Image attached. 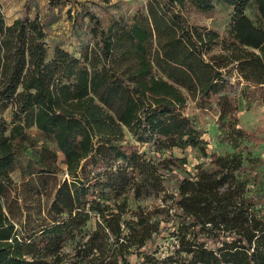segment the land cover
Masks as SVG:
<instances>
[{
	"label": "trees",
	"instance_id": "obj_1",
	"mask_svg": "<svg viewBox=\"0 0 264 264\" xmlns=\"http://www.w3.org/2000/svg\"><path fill=\"white\" fill-rule=\"evenodd\" d=\"M44 1V20L39 1L0 11V264H264V136L240 108L264 90V0H220L225 30L190 21L213 0H146L107 26ZM72 3L93 43L51 54ZM191 102L232 151L208 152Z\"/></svg>",
	"mask_w": 264,
	"mask_h": 264
},
{
	"label": "rangeland",
	"instance_id": "obj_2",
	"mask_svg": "<svg viewBox=\"0 0 264 264\" xmlns=\"http://www.w3.org/2000/svg\"><path fill=\"white\" fill-rule=\"evenodd\" d=\"M40 3V17L44 20L47 17L48 9L44 0H0V11L5 16L7 23L11 24L14 20L28 16L36 15V2ZM85 3L90 7L91 11L96 14L101 22L107 26L115 18L120 16H131L136 10L142 8L146 4V0H112L111 3L105 4L99 0H77ZM215 10L206 14L192 12L190 21L193 24L204 25L208 27H216L225 30L230 22L232 8L221 3L220 0H213ZM61 17L58 21L49 23L47 26L48 37L47 43L49 51L52 54L55 45L59 44L70 52L80 55L83 47L93 43L92 39V22L89 16L86 15L84 7L78 3L66 4L60 10ZM249 14L253 16L251 11ZM240 90V89H239ZM238 90V91H239ZM249 101L240 100V108L243 110L241 116L242 123L254 130L260 136H264V90L252 88L249 92ZM249 102V109H247ZM7 115H10V109H7ZM187 112L194 119L196 126L203 132L207 133L211 138V145L208 152H217L221 155L232 151L226 144L220 142V130L217 125V112H203L194 107V103H189ZM32 134L38 136L36 130H31ZM36 149L29 150V154L34 156ZM189 159L194 161V157L198 152L189 151ZM255 156H260L262 160V168L264 169V144L255 150ZM20 159L26 162V157L22 155ZM211 166H207L210 169ZM15 178L20 180L19 174H15ZM63 178V174L57 177V181ZM169 241H166L168 244Z\"/></svg>",
	"mask_w": 264,
	"mask_h": 264
}]
</instances>
